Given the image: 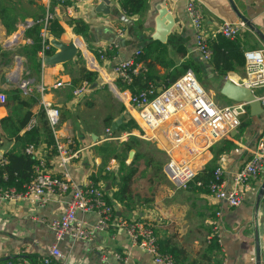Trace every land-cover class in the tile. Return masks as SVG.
Listing matches in <instances>:
<instances>
[{"label": "crops", "instance_id": "1", "mask_svg": "<svg viewBox=\"0 0 264 264\" xmlns=\"http://www.w3.org/2000/svg\"><path fill=\"white\" fill-rule=\"evenodd\" d=\"M42 6H47V0H40ZM189 1H194L203 11L204 28L208 34L217 32L225 22L242 21L244 17L247 30L241 35L242 50L255 51L264 49V0H147L144 13L136 17L126 16L119 5L113 4L110 15L98 13V3L94 0L71 1L66 6L51 2V10L55 13L51 26L52 40L56 39L69 44L75 37L84 40V49L72 62L56 67H44L41 74L29 77L26 70L27 59L18 54L21 47H30L31 41L25 39L24 24L18 25L17 32L8 36L0 22V96H6L5 105L0 102V121L12 113L25 115L27 112L38 114L42 110L41 100L48 101L52 106L59 108L61 123L58 139L73 138L76 150H83L79 161L69 168L70 175L78 185L93 182L97 178L98 186L102 187L110 200L119 188L121 177L120 166L112 160L100 172L101 158L96 155L95 147L100 146L106 135L105 121L111 116L115 121L121 120L131 129L116 133L117 136L137 131V112L129 104H125L111 90V78L115 66L123 61L132 60L136 54L153 41L155 34L157 6L167 7L175 19V28L164 44L169 45L168 61L176 67L183 63H192L199 68V82L212 79L217 83V92L220 94V82L225 80L217 75L211 66V61H205L196 49L195 33L191 18L187 11ZM71 12V13H70ZM126 16L129 24L122 21ZM73 20H82L89 26L86 36L76 35ZM244 22V21H242ZM121 31V34L119 33ZM258 32V33H257ZM263 39H262V38ZM113 46H115L113 48ZM105 51V60L100 58ZM117 51L113 57L107 54ZM54 52L56 50L54 49ZM99 54V56L97 55ZM145 64V63H144ZM144 64H141L142 66ZM153 68L157 76H167L166 67L156 65ZM98 73V82L89 86L87 90L76 98L68 88L72 79L79 76V70ZM139 70L136 74H146ZM173 69H170L172 71ZM198 78V77H197ZM237 84L246 85L245 68H238L236 72L228 74ZM24 82H30L33 90L31 96H25L21 90ZM62 82L63 88L53 86ZM45 87L42 95L37 93L39 86ZM118 86V82L116 83ZM155 87V86H154ZM163 85L156 86L161 90ZM20 90L24 102L31 103L39 100L38 104L21 106L19 101L12 100L15 90ZM260 99L264 96V89H253ZM129 93H132L129 91ZM226 101V100H225ZM223 103L222 106L232 105ZM243 132L237 129L235 136L231 134L206 149L195 160V167L202 172L209 166L224 171V182L227 188L233 183L234 174L250 160L257 146L258 136L264 131V113L252 115L250 108L242 116ZM172 125H181L193 128L191 116H185L169 122L161 129L160 138L164 146H168V132ZM112 129V128H111ZM135 138L141 141V146L130 152L126 165L133 163L137 152L143 157L136 162L138 173L135 175L132 186L131 207L122 206L112 199L115 217L110 228L98 234L92 241H74L65 238L58 244L66 264H156L152 255L134 246L130 236L117 226L118 220L127 222L137 221L140 225L152 226L161 241H170L184 252L181 258L185 264H256V233L261 246V264H264V197L261 199L258 210V197L264 182V172L257 180L251 183L249 190L243 193V202L238 208H230L227 204L218 201L210 192H192L170 188L172 182L165 172L168 160L160 142H148L138 137H127L121 142ZM97 140V141H96ZM115 142V141H106ZM225 142L235 145V148L225 153ZM154 146L157 152L163 154L166 162L158 160L147 148ZM21 144L6 137L0 124V164L5 154L15 151L21 152ZM44 148L47 157L48 150ZM196 149L193 144L186 143L177 156L194 158ZM48 170L58 175L59 168L56 158L47 160ZM160 165V166H159ZM107 168L110 171H107ZM158 189L157 197L154 192ZM157 192V191H156ZM70 193L52 198L47 204L39 205L30 202H0V264L13 262L15 264H40L48 256L50 248L56 243L54 232L49 223L60 219L70 201ZM125 203H129L125 201ZM82 218L91 227L97 222L95 214H87ZM216 234L219 238L220 251L209 252L210 237ZM116 256H121L117 260ZM57 264L63 262L57 261Z\"/></svg>", "mask_w": 264, "mask_h": 264}, {"label": "built area", "instance_id": "2", "mask_svg": "<svg viewBox=\"0 0 264 264\" xmlns=\"http://www.w3.org/2000/svg\"><path fill=\"white\" fill-rule=\"evenodd\" d=\"M80 3L82 0H79ZM100 3L99 0H94ZM113 4H118L119 0H109ZM52 0H47L45 15L41 20H30L24 24L27 30L30 27L40 24L42 49L38 53L42 62L52 50V38L50 33L51 24L54 22L55 13L51 10ZM59 5H63L65 0H56ZM187 11L191 18L192 28L195 33V43L197 51L205 61H211L212 53L209 41L219 35L227 39H236L247 30L246 23L225 22L217 32L208 34L204 28L203 11L194 1H189ZM71 13V12H70ZM121 34V31H119ZM115 46H113L114 48ZM100 58L105 60V51L100 52ZM245 73L247 77L246 86L253 89H264V49L246 51ZM139 70H145L144 65H135V61L126 60L115 66L111 78V90L125 104H129L137 112L135 119L138 129L124 136L115 135L110 128L106 129L103 141H119L127 137H138L148 142H160L163 151L168 157L165 165V172L168 179L180 190H189L191 183L199 173L195 167L196 158L206 149L223 139H227L231 134L239 129L242 124V116L247 113L248 105L244 103H233L230 106H221L215 103L212 96L203 88L192 71H188L178 79L173 85L156 90L150 85L146 90L136 94L129 93L128 90L121 91L116 85L121 81L127 85L133 82L134 76ZM62 82L56 83L55 89L61 88ZM21 90L25 96L33 93L30 82H24ZM87 86L74 91V96L78 98L86 90ZM45 92L43 84L37 88V93L42 95ZM6 96H0V102L5 105ZM264 109V96L260 98ZM42 111L53 130L55 145L54 157L59 168V174L53 175L48 170V163L45 158L43 147L30 145L26 148V153L31 155L38 164L35 166L36 177L27 186L24 192H17L15 189L0 188V202H30L39 205L47 204L54 197H61L70 193V201L60 219L52 220L49 223L50 229L54 232L56 243L50 248L41 264H57L63 262L64 256L58 244L65 238L74 241H92L99 233L110 228V223L115 217V210L108 202L104 189L93 182L78 185L70 175L69 168L74 162L82 157L83 150H76L73 138L65 141L58 139L59 126L61 123L60 110L52 106L48 101L41 100ZM191 116L193 128L181 125H172L168 132L169 144L164 146L160 138L161 129L172 120ZM38 124V119H32L27 131H31ZM186 143L193 144L196 149L194 158L177 156L176 153L183 150ZM5 162L3 159L1 163ZM107 171H110L107 168ZM264 172V131L258 136L257 146L250 160L246 162L233 176V183L230 188L224 182V171L216 169L213 179L207 185L209 192L220 202L227 204L230 208H238L243 202V193L249 190L251 183L258 179ZM197 187H203L202 182L196 183ZM95 214L97 222L88 227L87 223L79 216ZM119 226L126 232L134 246L153 256L156 264H176L171 256L162 254L158 246V238L150 225H140L137 221L127 222L118 220ZM121 260V256H116ZM7 264H15L8 262ZM23 264V263H18Z\"/></svg>", "mask_w": 264, "mask_h": 264}, {"label": "trees", "instance_id": "3", "mask_svg": "<svg viewBox=\"0 0 264 264\" xmlns=\"http://www.w3.org/2000/svg\"><path fill=\"white\" fill-rule=\"evenodd\" d=\"M71 1L73 0H65L66 6L67 4L70 5ZM52 2L56 3V0H52ZM147 3V0L118 1L121 11L131 18L142 15L146 9ZM44 15L45 7L42 6L40 0H0V22L5 28L8 36L17 32L18 25L21 22H26L29 19L38 21L41 20ZM73 22L75 34L82 37L86 36L89 32V26L82 20H73ZM52 24L51 26H53ZM41 30L42 25L40 24H36L27 29L24 37L31 41V46L28 48L24 46L18 50V54L27 59L26 70L29 72V77L41 74L43 69L42 59L38 55L42 49V41L40 37ZM50 33H53L51 27ZM209 47L212 53L210 64L220 77L226 78L228 74L236 72L238 68L245 67V52L242 50L243 43H241L240 37L231 40L219 35L217 38L209 41ZM53 53L54 48H52L47 54L51 55ZM116 54L117 51H111L107 55L113 57ZM168 54V44L153 41L150 45L139 51L133 59L135 65L145 63L149 68L148 72L146 74L142 73L138 76H134L133 82L130 85L119 81L118 88L121 91H131L133 94L146 90L150 85L155 87L163 85V88H167L173 85L188 71H192L196 78L198 77L197 80L199 81L200 72L197 66L192 63H183L181 66L176 67L173 62L168 61ZM97 55L99 56V54ZM79 56L78 60L80 61ZM154 64L166 67L169 71L167 76H157L156 71L153 69L155 67ZM170 69L173 70L170 71ZM98 79V73L88 71L86 68H81V70H79V76L72 79L71 85L68 88L71 97L74 95V91L79 90L84 86H93L98 82ZM21 93L22 92L18 89L10 96L12 100H18L21 106L30 107L39 103V100L37 99L32 100L31 103L24 102L21 98ZM32 119H38V124L31 131H27V126ZM115 119L116 118L111 116L106 119V129L112 128V125L116 122ZM0 124L2 125L6 137L21 144L20 153L11 151L5 154V162L0 164V188H13L17 192H24L27 189V186L36 177L35 166L38 164L31 155L26 153V148L30 145L36 147L45 145L48 150L47 157L45 155V158L46 160H49V157H53L55 153L54 150L51 149L55 145L53 130L42 110L39 111L38 114L27 112L25 115L14 112L12 115L2 119ZM245 126V124L244 126L241 125L239 131L243 132ZM129 129L131 128L128 127V124L126 125V123H124L123 125H120L114 133L116 134ZM141 143V141L131 138L124 143L119 141L104 142L100 146L94 148L96 155L102 160L100 172H102L112 160H115L120 166L121 177L118 184L119 188L114 192L112 199L120 203L124 208H130L131 204H133V202H131V186L139 169L136 166V162L143 156L137 152L133 163L130 166L126 165V160L128 159L130 152L137 149V147H140ZM225 144L226 146L223 149L225 153H228L235 148V145H232L229 142H225ZM215 171L214 167L209 166L202 172L198 173L194 178V181L190 184L191 188L189 190L192 192H209L207 185L213 179ZM97 180V178H93L95 183H97ZM198 182H202L204 186L197 187L196 183ZM112 199H108L110 204H112ZM125 201H128L129 203H125ZM208 245L209 252L221 250L219 238L215 233L213 234V237H210ZM158 246L160 252L171 256L176 264H185V261L181 259L184 256V252L176 245L172 244L170 241H161L158 238ZM42 261L43 259L40 264Z\"/></svg>", "mask_w": 264, "mask_h": 264}, {"label": "water", "instance_id": "4", "mask_svg": "<svg viewBox=\"0 0 264 264\" xmlns=\"http://www.w3.org/2000/svg\"><path fill=\"white\" fill-rule=\"evenodd\" d=\"M98 4V13L103 15H110L111 8L113 7L112 2L109 0H99ZM235 12H237L236 8L232 0H230ZM157 16H156V27L155 34L152 39L161 43H166L168 40V36L173 32L175 28V19L172 14L169 12L167 7H162L160 5L157 6ZM238 13V12H237ZM239 14V13H238ZM240 15V14H239ZM239 18L244 21L248 26H251L250 23L242 16ZM122 21L125 24H129L130 22L124 15L122 17ZM258 33V32H257ZM262 38V37H261ZM263 39V38H262ZM264 41V39H263ZM52 47L56 50L51 55H47L43 60L44 67H56L59 65H65L73 60H75L79 54L83 51L85 45L84 40L81 37H77V39L73 40L71 43L66 44L59 40H52ZM220 82V95L226 98L228 101L232 103H244L247 104L250 108L252 115H259L260 113H264V109L261 105L260 99L254 94L253 90L247 87L245 84H237L232 81L230 78H224ZM122 124L121 120H117L112 125V130L117 131L118 127ZM237 130L232 134L235 136ZM97 141V140H96ZM264 197V182L262 184L261 190L259 192L258 197V205L257 210L260 204L261 199ZM256 264H261V246L258 233H256Z\"/></svg>", "mask_w": 264, "mask_h": 264}, {"label": "rangeland", "instance_id": "5", "mask_svg": "<svg viewBox=\"0 0 264 264\" xmlns=\"http://www.w3.org/2000/svg\"><path fill=\"white\" fill-rule=\"evenodd\" d=\"M202 86H203V88L210 94L211 92H214L215 94H216V92H217V83H216V81L215 80H212V79H209V80H206V81H204V83H201V82H199ZM64 87V86H63ZM63 87H61V88H63ZM212 99H213V101L215 102V103H217V104H223V103H227V104H231V101H228L226 98H224L223 96H221L220 94L219 95H215V97H213L212 96ZM226 100V101H225ZM222 106V105H221ZM230 106V105H229ZM156 157H157V159L158 160H161V161H163V163H165L166 162V158H165V156L163 155V154H160V153H158L157 152V149L154 147V146H149V147H147ZM172 187L173 188H177L176 187V185H174L173 183H172V185L170 186V188L172 189ZM178 189V188H177ZM178 190H180V189H178ZM157 191V192H156ZM155 193H156V195H157V197H160L161 195L160 194H158V189L156 188V190H155V192H154V195H155Z\"/></svg>", "mask_w": 264, "mask_h": 264}, {"label": "bare ground", "instance_id": "6", "mask_svg": "<svg viewBox=\"0 0 264 264\" xmlns=\"http://www.w3.org/2000/svg\"><path fill=\"white\" fill-rule=\"evenodd\" d=\"M75 39H77V38L75 37Z\"/></svg>", "mask_w": 264, "mask_h": 264}]
</instances>
